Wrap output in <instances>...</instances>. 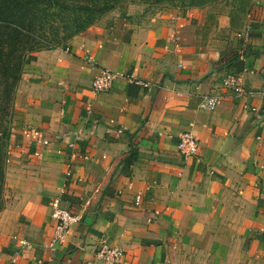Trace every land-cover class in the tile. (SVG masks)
Instances as JSON below:
<instances>
[{"label": "crops", "instance_id": "0c3cea01", "mask_svg": "<svg viewBox=\"0 0 264 264\" xmlns=\"http://www.w3.org/2000/svg\"><path fill=\"white\" fill-rule=\"evenodd\" d=\"M261 2L240 22L178 11L123 30L96 22L30 55L13 99L0 264H108L103 242L123 253L112 264H264ZM101 67L114 79L94 95ZM185 131L198 142L187 157ZM57 197L74 220L50 248Z\"/></svg>", "mask_w": 264, "mask_h": 264}, {"label": "trees", "instance_id": "16d2710c", "mask_svg": "<svg viewBox=\"0 0 264 264\" xmlns=\"http://www.w3.org/2000/svg\"><path fill=\"white\" fill-rule=\"evenodd\" d=\"M114 8L111 0H0V106L7 113L30 55L61 46ZM11 140V132L6 136ZM5 143L0 138V210Z\"/></svg>", "mask_w": 264, "mask_h": 264}, {"label": "rangeland", "instance_id": "374dc122", "mask_svg": "<svg viewBox=\"0 0 264 264\" xmlns=\"http://www.w3.org/2000/svg\"><path fill=\"white\" fill-rule=\"evenodd\" d=\"M114 8L104 13L96 22L105 23L114 30H123L130 27L146 25L153 18L169 12L178 11L190 16H197L201 23L213 20L219 15H226L235 22L244 21L257 15L262 0H111ZM94 23V24H95ZM80 34V33H79ZM78 35V34H76ZM74 35V36H76ZM72 36V37H74ZM71 37V38H72ZM70 38V39H71ZM68 39V40H70ZM68 40L65 42L67 43ZM63 43V44H65ZM6 112L0 106V138L5 143L4 158V185L2 191L3 207L11 195V187L7 186V169L12 162L11 140L6 136L14 128V105L13 102ZM15 175H10L14 179ZM12 182V181H11Z\"/></svg>", "mask_w": 264, "mask_h": 264}, {"label": "built area", "instance_id": "2783aa9c", "mask_svg": "<svg viewBox=\"0 0 264 264\" xmlns=\"http://www.w3.org/2000/svg\"><path fill=\"white\" fill-rule=\"evenodd\" d=\"M114 79V73L110 70L101 67L94 74L91 81V91L94 95L102 93L110 89ZM225 84L238 94H244V89L241 86L240 80L237 76L230 75L225 79ZM217 97H205L201 103V106L208 109H213L216 105ZM198 142L195 135L191 131H185L179 136V143L177 145L178 151L181 155L187 157L195 155L197 152ZM53 217L56 219V225L54 227L53 236L49 247L52 248L54 244L61 243L66 240L67 235L70 232L71 224L73 223V216L70 213L60 207V200L54 198L52 201ZM123 253L115 246H111L106 242H103L96 256L103 262L112 264L118 262Z\"/></svg>", "mask_w": 264, "mask_h": 264}]
</instances>
